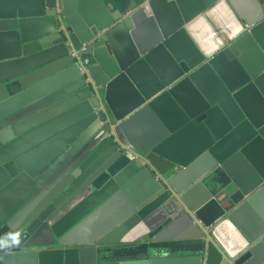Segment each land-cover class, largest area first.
I'll list each match as a JSON object with an SVG mask.
<instances>
[{
	"label": "water",
	"instance_id": "95a60500",
	"mask_svg": "<svg viewBox=\"0 0 264 264\" xmlns=\"http://www.w3.org/2000/svg\"><path fill=\"white\" fill-rule=\"evenodd\" d=\"M252 1L0 0V264H264Z\"/></svg>",
	"mask_w": 264,
	"mask_h": 264
},
{
	"label": "crops",
	"instance_id": "0c3cea01",
	"mask_svg": "<svg viewBox=\"0 0 264 264\" xmlns=\"http://www.w3.org/2000/svg\"><path fill=\"white\" fill-rule=\"evenodd\" d=\"M239 2L243 5L247 13L252 14L257 11V6L254 4L252 0H239ZM135 130L137 134L141 135L142 137H147L148 134L151 132L146 126L142 124L136 125ZM100 220L102 219L101 218L97 219L94 222V225H98ZM138 235L139 232L132 233L128 235L126 239L132 240L135 239ZM221 235H222V239L231 241L233 243L242 242V240L244 239L238 228L232 222L223 225V227L221 228Z\"/></svg>",
	"mask_w": 264,
	"mask_h": 264
}]
</instances>
